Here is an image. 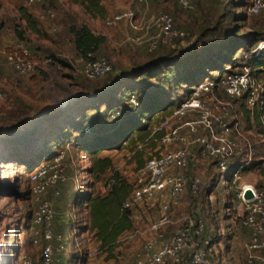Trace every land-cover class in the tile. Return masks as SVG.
Instances as JSON below:
<instances>
[{
  "label": "rangeland",
  "instance_id": "rangeland-1",
  "mask_svg": "<svg viewBox=\"0 0 264 264\" xmlns=\"http://www.w3.org/2000/svg\"><path fill=\"white\" fill-rule=\"evenodd\" d=\"M58 1L55 4L43 0L42 4L29 6L23 0H0V264H21L24 256L32 264H38L40 260L41 247L32 244L29 229L33 203L29 194L22 195L29 190L28 171L33 167L28 168L22 163L25 152L21 153L20 149L32 148L41 137L62 130L74 108L72 99L79 98L85 86L112 80L117 74L130 72L157 55L177 54L183 47L215 40L216 27L219 31L223 28L222 33L230 37L244 36L256 30L264 32V18L249 15L245 8L238 6L237 0H195L192 11L181 9L174 0H164L162 6L155 5L154 13L163 11L173 15L177 24L189 30L191 36L177 40L172 45L164 43L153 53H147L144 45L138 44L142 52L130 56L126 63L120 61L121 54L113 56L105 50L108 47L106 42L101 45L99 54L111 62L112 71L101 78L87 79L81 73L82 64L77 59L79 55L74 53L70 45L68 26L71 23L87 25L91 20L87 15H68V0ZM101 1L107 9H112L113 14L106 10L109 18L117 12L134 8V3H143V0ZM47 7L53 10L54 16L39 18V13ZM21 9L33 15L40 34L27 28L21 19ZM233 13L236 14L235 18L232 17ZM97 21L100 26L108 27L104 19ZM205 28L207 30L202 36L201 32ZM16 29L24 31L23 41L18 40ZM135 36L142 34L138 32ZM22 49L29 50L28 58L35 64V70L29 74H20L7 63L10 55L19 54ZM236 55L238 63L247 61V53L242 50ZM112 56L116 58L112 60ZM224 66H228L227 63ZM216 72V69L211 72L207 70L204 80L215 77ZM144 79L145 74L138 77V81ZM156 82L153 80V83ZM175 90L177 95L184 93L181 88ZM175 105L174 101L171 106L150 116L145 122V129L141 131L145 134L142 139L139 138V131H131L124 140L118 142L117 148L104 150L99 156H109L112 160L111 169L117 170L136 186L143 178L139 163L144 164L149 157L162 150L158 140L151 136L152 126L169 115ZM242 110L241 101H233L225 112L230 126L236 125L233 136L238 144L244 149L248 143L250 145L249 150L232 159L237 164L233 169L238 172L239 179L235 181L230 175L226 183L218 180L219 170L194 147L192 160L199 165L198 172L202 178L200 190L196 195L185 194L180 203L171 208L169 214L174 224L168 225L164 231V235L169 236L188 215L204 218L207 223L205 234L213 238L212 264H248L249 233L240 224L233 189L239 181L253 182L254 179L256 185L264 189V134L253 119L250 122L246 120ZM88 113L93 115L95 111L90 110ZM189 118L191 116L185 119ZM113 141L116 140L113 138ZM63 152L65 180L57 186L60 195L55 196L52 191L55 206L47 197L49 191L46 194L56 214L54 231L66 238V249L55 264H80L77 257L83 258L81 264H132L135 253L145 239V228L159 216V205L166 197L163 195L148 203L142 201L134 207L133 228L118 238L111 253L100 247L91 233L80 230L84 214H80L74 205L77 193L87 190V183L93 180L86 172L91 166V156L71 146H67ZM36 155L35 158H38L34 166L45 158L42 154ZM110 170L100 182L93 184V188L105 191L104 179ZM59 211L63 214L60 215Z\"/></svg>",
  "mask_w": 264,
  "mask_h": 264
},
{
  "label": "built area",
  "instance_id": "built-area-1",
  "mask_svg": "<svg viewBox=\"0 0 264 264\" xmlns=\"http://www.w3.org/2000/svg\"><path fill=\"white\" fill-rule=\"evenodd\" d=\"M26 5L42 4L43 0H23ZM183 10L195 8V0H174ZM246 12L264 18V0H248ZM54 12L47 7L39 13V18L53 17ZM124 20L133 31L153 28L154 32L146 38L135 36L134 42L144 45L147 53L153 52L160 41L171 44L176 39H186L191 32L181 28L173 15L157 11L148 24L139 20L131 10L117 12L105 20L110 27ZM264 50V39L257 41L247 53L246 62L225 66L217 71L215 77L202 80L169 115L164 116L152 126L151 136L157 139L162 150L149 157L141 167L143 178L124 200L123 207L133 209L142 201L151 202L157 197L166 199L159 205V216L151 221L144 230L145 239L135 253L132 264H212L213 238L206 235L207 223L202 217L188 215L169 236L164 235L168 225L174 224L170 217L171 208L180 203L187 193L198 194L202 178L199 165L193 161V148L199 149L219 170L218 180L226 183L227 175L234 164V156H240L250 149L241 147L233 136L237 130L226 120L225 112L233 101L244 102L247 109L253 110L263 105L264 74H257L248 60ZM29 50L10 55L7 63L20 74L35 70L29 60ZM81 73L87 79L101 78L112 71L111 62L103 55L88 52L81 58ZM128 101L136 104L134 95ZM115 111L111 116L118 115ZM189 119H185L190 117ZM87 130V127L85 128ZM64 152L58 151L53 157L38 162L28 172V193L33 203L30 213L31 242L41 247L38 264H55L66 249V238L54 231V216L51 201L46 198L48 191L60 195L57 186L65 180ZM234 180L239 179L237 171ZM108 186V185H107ZM251 189L253 197L244 198V192ZM235 207L240 216V224L248 230L247 263L264 264V189L254 182L239 181L233 189ZM21 264H32L23 257Z\"/></svg>",
  "mask_w": 264,
  "mask_h": 264
},
{
  "label": "trees",
  "instance_id": "trees-1",
  "mask_svg": "<svg viewBox=\"0 0 264 264\" xmlns=\"http://www.w3.org/2000/svg\"><path fill=\"white\" fill-rule=\"evenodd\" d=\"M71 1L79 4L90 14L101 18L105 16L106 11L100 0ZM236 3L239 7L247 9L249 1L237 0ZM232 17L235 18L236 14L233 13ZM21 19L31 32L40 34L36 20L25 9H21ZM68 29L72 34L75 51L80 58H84L88 52L95 55L100 53V47L106 40L105 36L95 34L87 25L71 24ZM206 30V28L202 30V36L205 35ZM222 32L223 28L219 31L216 27L215 40L183 47L177 54L157 55L130 72L117 74L112 80L90 83L85 86V94L73 103L74 108L71 109L65 126L62 125V130L58 129L44 138L41 137L39 143L32 148L20 149L21 153L25 152L22 163L28 168L34 167L38 158H35L36 154H42L44 159H49L58 151L65 150L67 146L91 156V166L86 172L93 177V180L87 183V190L77 193L74 205L80 214H84V223L79 226L80 230L91 233L99 246L109 252H113L118 238L133 228L132 211L124 208L123 202L135 185L117 170L111 169L112 160L109 156H99V154L104 150L117 148L118 142L124 140L131 131H139V138L142 139L145 134L141 131L145 129V122L152 114L171 106L174 101L176 107L191 94L195 85L205 79L207 70L222 71L226 63L232 66L237 64L238 51L248 53L257 41L264 39V32L257 30L240 37H230L229 34L225 36ZM15 34L18 40H24L23 30L16 29ZM177 40L181 39L175 41ZM162 44L164 42L160 41L153 52ZM248 62L253 71L260 75L264 74V50ZM143 74L145 79L138 81V77ZM153 80L158 82L153 83ZM177 88H181L184 93L177 95L175 90ZM131 94L135 96L136 104L128 101ZM240 101L246 120L250 122L253 119L260 132L264 134V94L263 105L253 110L247 109L242 99ZM76 103L79 104L78 108ZM90 110L95 113L93 115L88 113ZM115 111L119 114L112 117L111 114ZM143 165L139 163L138 168ZM236 165H231L227 178L233 174ZM108 169L111 170L104 179L106 189L97 191L93 188V184L100 182ZM27 194L29 193H22V195ZM55 218L56 214L54 221ZM77 259L80 264L83 262L82 257Z\"/></svg>",
  "mask_w": 264,
  "mask_h": 264
},
{
  "label": "crops",
  "instance_id": "crops-1",
  "mask_svg": "<svg viewBox=\"0 0 264 264\" xmlns=\"http://www.w3.org/2000/svg\"><path fill=\"white\" fill-rule=\"evenodd\" d=\"M51 2L58 4L59 1L58 0H50ZM101 1V0H100ZM141 1V0H140ZM164 0H143V3H134L132 5L131 10L135 13V16L141 20L143 23L148 24V22L150 21L151 16L154 14V8L155 5L156 6H162ZM101 4L103 5V1H101ZM68 8L66 9V13L68 15L71 14H80V15H87L89 17V19L91 20L90 24H87L88 27L91 29L92 32H94L95 34H101L103 36H105L106 40L105 43H108V47L105 49L106 51H108L110 54L114 55H120L122 56V58L120 59V61L122 62H129L128 58H130V56H135L138 53H141L142 50L139 49L138 44L134 42L133 38L135 36V33L140 32L142 34V37L146 38L148 35L152 34L154 32L153 28H149V29H144L141 31H133L131 30L127 23L122 20L120 22H117L116 24H114L113 26L110 27H105V26H100L97 19H104L107 20L109 18L110 15H106L104 17H99L95 14H90L88 12H86L79 4L77 3H73L71 0H68ZM104 6V5H103ZM178 6V5H177ZM105 11L109 10L110 14H113L112 9H107V7H105ZM127 11V10H126ZM146 20V21H144ZM74 24V23H71ZM70 24V25H71ZM69 25V26H70ZM76 25V24H75ZM82 25V24H77ZM68 26V28H69ZM70 33V32H69ZM70 40H71V44L72 48L74 49V53L75 48H74V44L72 41V34L70 33ZM124 44V47L123 45ZM112 56V60H114L116 57ZM77 59L80 60L81 62V58L79 56H77ZM81 94H79V98H73L71 102H75L78 99L81 98L82 95L85 94V91L82 89ZM255 184H257L256 179H254L253 181ZM47 197L52 201L53 205L55 206V199L52 195V191H49ZM60 215L63 214V212H60Z\"/></svg>",
  "mask_w": 264,
  "mask_h": 264
},
{
  "label": "water",
  "instance_id": "water-1",
  "mask_svg": "<svg viewBox=\"0 0 264 264\" xmlns=\"http://www.w3.org/2000/svg\"><path fill=\"white\" fill-rule=\"evenodd\" d=\"M253 197V192L251 189H247L245 192H244V198L245 199H251Z\"/></svg>",
  "mask_w": 264,
  "mask_h": 264
}]
</instances>
